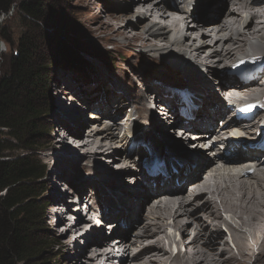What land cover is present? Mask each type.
Instances as JSON below:
<instances>
[{
	"label": "bare ground",
	"instance_id": "6f19581e",
	"mask_svg": "<svg viewBox=\"0 0 264 264\" xmlns=\"http://www.w3.org/2000/svg\"><path fill=\"white\" fill-rule=\"evenodd\" d=\"M125 1H127V5L124 8L121 5L123 3L116 4L123 11L125 9L131 11L134 8L135 16L132 18L121 15L109 17L110 19L102 27L106 42H113L116 50H122L123 45L124 47H134L140 43L141 47L150 49L147 53L156 52L158 57L163 53H171L173 57L197 54L195 58L202 60V65L214 70L213 77L220 85L216 83L218 86H214L211 81L207 85L206 81L203 84L204 88H201L202 85H199L200 80L195 71L182 73L181 76L157 74L154 76L155 80L152 79L154 84H151L150 81L137 84L128 79L127 82L132 83L136 89V94L130 103L125 99H128L129 92L123 95L125 98L105 93L104 101L101 104L90 106V109H101L103 112V114L97 112L96 115L90 113L89 119L95 121L93 125L81 122L79 114L70 113L67 116L75 126L72 127L71 122L65 120L63 122V125L67 127L65 136L58 133L54 137L48 138L45 149L57 151L58 156L60 153L59 161L64 162L62 165L66 166L65 170L79 167L84 159V162H87L86 170L90 172V175L96 177L94 182L91 181V190L95 193L91 192L90 196H87L88 193H84L86 191L84 190L86 186L84 181H79L77 184L66 183L68 190L65 191L64 196L60 197L56 196L57 193H52V205L48 208L50 211L48 219L50 222H54L56 218H59L54 225L55 231L66 230L67 232L63 236V239L67 237L66 243L59 242V254L63 257V264H116L120 252L124 253L122 256L124 261L121 264H129L131 256L138 252L136 250L139 246L143 248V252L140 255L137 254L138 256L131 262L139 261V257L140 259L144 257L143 264H264V158H262L264 149L248 148V145L255 144L253 141L257 140L260 124L264 123V54L245 53L244 55L246 47L255 45L259 48V45L264 43V0H232L230 2L201 0L197 5L198 7L203 5L204 9L207 8L208 1L214 2L216 6L221 5L218 7L220 11L225 5L223 9L228 10L226 17L228 20L220 23L209 18L216 10L215 7H210V10L206 9L203 18L201 15L200 17L194 16L191 21L188 16L189 0ZM87 4L89 6L96 5L94 0H87ZM172 12L179 18L172 16ZM149 20L150 23L146 24ZM119 22L125 24L119 25ZM209 23H212V26H209ZM171 34L173 35L170 36ZM116 37L121 38L124 44L122 45ZM160 40L166 41L167 44L158 45L155 43ZM209 48L215 50L218 57L217 64L211 61V56L203 58V55L209 53ZM262 50L264 51V47ZM231 61L233 62L230 67L226 68V63ZM221 64L226 65L221 68ZM256 68L259 71L251 78L244 76L240 79V75L237 74L240 70L255 71ZM186 70L188 69L186 68ZM141 74L145 73L142 72L140 75L134 73L132 78L139 80ZM228 75L237 79L227 77ZM157 78L164 86L168 85L170 91L164 90L160 83L156 85ZM186 87L188 89L185 91ZM213 87L219 91L218 96V93L214 94ZM79 89L81 88L78 87L76 91ZM113 91L115 94L119 93L116 90ZM189 91H192L201 102L194 106L186 102L184 95L180 96L181 100L177 98L179 92L189 94ZM70 93L69 90L60 92V94L72 97L73 101H77L75 100L76 96L70 95ZM256 93L259 96L252 99ZM172 94L176 99L165 101L181 107L178 110L177 118L176 114L172 113L175 123L166 120L167 115L162 113L161 119L164 122L155 121V126L151 130L145 127V123L148 125V122H151L156 115L155 113L159 112L158 110L165 112L164 107L160 108L161 100ZM200 96H203V99ZM244 102L248 120L243 122L232 120L234 109ZM102 105L108 108L104 109ZM130 109L136 111L139 119L134 132H132V125L137 120L132 117ZM111 110L115 112L112 113ZM123 111L125 117L119 124L117 120ZM147 118H150L151 121H147ZM215 119H218L216 123ZM107 121H111L113 124L107 123ZM179 125L185 126L180 128ZM168 128L176 131L181 139L188 135V138L194 141L190 145V149L183 147L186 143L182 141H174L175 143L170 144L171 146L165 145L163 140L167 139L165 134H168ZM128 129L131 130V134L128 133ZM119 131H121V135L123 134L121 137L117 135ZM231 133L239 139L232 144L224 141V137ZM208 134L211 135L210 139L205 137ZM210 140L215 142L209 147H203ZM232 145L236 148L232 154H241L239 160L227 159L221 150L222 148L225 151L230 150ZM199 146L202 148L196 150ZM63 147V151L66 153L62 156L59 149ZM140 151H142L141 154H137ZM182 151L185 152L184 155ZM211 153L215 155L209 159L208 156ZM51 155L47 157L53 158ZM107 156H110L111 161H118L116 166H118V174L122 178H130L128 172L131 170L132 164L135 167L133 169L140 166L136 171H139L140 177L145 178L144 187L148 186V188L142 187L141 180L139 181L138 175H136L135 179H130V184L134 185V188L128 187L127 189L132 191V197L143 198V203L138 201L136 205L132 204L123 191L121 192L123 197L121 198L119 193L118 200L105 198L104 188L100 186V182H105V168L109 169L107 163L110 160L105 159ZM119 156L123 158L118 159ZM133 156H137L134 159L135 163L132 160ZM259 156L260 159H258ZM143 158L161 161V165H155L154 170L147 173L142 169L145 161ZM58 162H54L53 165L61 166ZM249 162L253 164L247 165ZM215 163L217 166L218 163H224L225 166L214 168L211 164ZM97 166L102 168L101 172L95 170ZM236 166L241 167L238 174L235 173ZM221 172H228V174L222 175ZM113 176L115 177V175ZM113 176L110 178L113 179ZM54 179L53 174H47L44 189L55 184ZM154 180H158L159 182H157L160 183L155 190L151 186ZM212 181L215 182V185L212 184ZM221 181H227L229 184H224ZM235 181H239V183H235ZM190 182L193 184L189 186L191 189L186 193L187 198L185 199V197H181L180 193ZM97 184L101 188L97 187ZM136 185L141 186L140 194L136 193ZM154 185L156 186V184ZM83 193L86 195L88 201L86 204L89 208L86 218L85 220L80 219L76 224H69L73 216L71 214L73 208H82V204L78 205L69 199L73 196H78L81 199ZM97 197L104 199L96 201ZM187 200L188 202H186ZM125 203L128 205L126 208L124 207ZM220 205L224 211L221 210ZM119 206L121 212L118 210ZM138 206H140V211L137 210ZM96 208L102 210L103 215L108 217V226H114V231L111 236L108 235V238L101 231V229H105L103 224L99 228L96 225L92 226L94 221L92 213L96 212ZM147 210V218L150 220L148 222L143 214ZM222 211L232 215L239 221L240 228L249 230L250 234L229 225L223 218ZM198 213L207 216L211 223L209 225L213 224L211 229L209 226L207 227L208 223L204 224L201 221L202 215H198ZM136 217L140 218V222L135 220ZM149 217L154 218L150 219ZM126 219L133 222L134 228L139 223L145 224L144 227L137 229L138 235L133 241H129L128 234H126V231L130 232L132 229H127L129 225L124 222ZM170 221H173V228L181 234L182 238L178 243L169 239L167 233L169 230L167 231V229L170 226ZM193 225L197 226L196 230ZM224 225H227L232 233L240 257L230 249L231 246L222 229ZM81 231L86 233L83 234L85 238L81 237L85 241V243L83 241L85 248L78 251V246L75 248L70 239L73 234L72 240L82 236L75 234V232ZM133 232H131V236ZM205 233L207 234L204 235ZM114 235L118 238L111 239ZM167 240L169 243L166 245ZM67 242L69 243L67 244ZM174 245L178 249L176 255L168 252L166 248L168 246L171 250ZM256 248L260 250L258 255Z\"/></svg>",
	"mask_w": 264,
	"mask_h": 264
},
{
	"label": "rangeland",
	"instance_id": "374dc122",
	"mask_svg": "<svg viewBox=\"0 0 264 264\" xmlns=\"http://www.w3.org/2000/svg\"><path fill=\"white\" fill-rule=\"evenodd\" d=\"M22 1L23 0H16V4L13 7L11 13L7 16H2L0 18V77L4 76V74L8 71L10 60L14 54L18 53L20 40L24 36H27L28 40L32 43L34 47V60L38 62V65H44L45 63L49 61L52 64H54V66L52 67L53 68L52 74L48 78V83L36 84L35 88L32 91L33 98L31 99L37 111L39 110L41 112L42 110H44V108H46L47 110L49 109L50 111L48 114H43L42 118L39 120V123H40L39 126L42 128V130L39 131V137H38L39 145L37 147L38 151L36 152L33 151L35 154L34 159L39 164L44 165L46 169L44 179L39 187L40 190H42L41 194H43V196L36 201L38 206H40V209H42L41 211L42 220L40 222H42V225H46V227L39 230L38 233L40 235H38L35 240L38 241V244L39 243L46 244V253H45V259H44L45 261L42 264H63L64 263L63 257L61 254H59V250H60L59 242L60 243L63 242L64 244V242L67 240V237L63 239V236H65L67 232L66 230H63L62 232H60L59 230L57 232L55 231L56 227L54 225L59 220V218H56L54 222H50V219H48V217L50 216V211L48 210V208L50 205H52V193L53 192L57 193L56 196H60V197L64 196L65 191L68 190V188L66 187L67 185L66 183L71 182L72 184L73 183L77 184L79 181H84L86 185L84 187V190H86L84 191V193H88L87 196H90L89 194H91V192L95 193L93 190H91L92 189L91 181L94 182V178L96 177L95 175H90V172L86 170L87 162H84V159H83V163H81L79 167L75 169L68 168V170H65L64 168L66 166L62 165V163L64 162L59 161L60 153L58 156L57 151H54L52 149H47V148L45 149L48 138L50 137L52 138L54 137V135L58 133H61V136H65V133L67 132L66 131L67 127L63 125V122L65 120L66 121L69 120L67 116H69L70 113L79 114V120L81 122L84 121L87 125H93L95 121L89 119L90 111L91 112H102V111L101 109H96V110L90 109V106H97L101 104L104 101L105 93H108L109 95H112V96L120 95V97L125 98L123 95L126 92H129L128 99L127 98L125 99L127 100V102L130 103V101L133 100V96L136 94V89L134 88L132 83L127 82L128 79H130L131 82L133 83L136 82L137 84L138 82L142 83L143 81L144 82L150 81L151 84H154L152 83V81L155 80L154 76L157 74L163 73L162 75H166V76L168 75L181 76L185 73L195 71V73L198 75V78L200 80L199 85L205 84L206 81H207V85L210 84V81L213 82L214 86L216 85V83H218V85L220 84L213 77L214 70L212 68L210 69L208 66L202 65L203 61L195 58L197 54L191 53L187 57H183L180 55H175L173 57L171 53L169 54L163 53L162 55H159L158 57V54L156 52L147 53V51L148 50L150 51V49L141 47L140 43H137V45L134 47H126V46L124 47L123 45L124 41L121 38L116 37L117 40L123 45L122 50H116L115 44L113 42L112 43L106 42V36L103 33V29H102V27L105 26L106 21L112 18V16L121 15V16L128 17V18L129 17L132 18L135 16L134 12H136V10L134 11V8L131 11H128L127 9L123 11L118 6V4H116V3L121 2L123 4L121 3L120 4L122 5V8H124L127 5V1L125 0H121V1L120 0H94V3H96V5H93V6H89L87 4V0H53V5H54L53 7H57L59 10L60 9L61 10L59 13L56 12L52 16L62 15V17L64 18V22L66 24L64 25L63 31L59 32V35H56V36L58 37L60 36L62 39L64 38L74 39L76 41L75 44L76 45L79 44V47L83 49L82 53L85 52V54H82V56L85 59H89V62H90L89 64L90 68L87 70L72 69L71 67L67 68L64 66V63L58 58V55H57L58 54L57 52L58 42L52 40L49 34L47 33V31L40 32L38 30L34 31L33 29L27 28L28 23L26 22L27 23L26 24L24 22V18L22 17V14L18 13V6L20 5ZM223 1L230 2L232 0H223ZM207 4H208L206 8L207 10H210V7L216 8L212 16H209V18L215 20L217 23H220L226 19L228 20V18H226L228 10L223 9L225 5L221 8L222 11H220L218 7H220L221 5L216 6L214 2H209V1L207 2ZM47 8H48V4L45 5L46 10ZM206 9H204V7L202 6L198 11H196L195 17H200L201 15L203 18L206 14V11H207ZM201 11H202V14H201ZM173 14L174 13L172 12L171 14L172 16H177L176 14L174 15ZM188 16L190 17V20L192 21L194 16L193 17L191 15H188ZM151 22H152V19H151ZM149 23H150V20L146 24H149ZM118 24L123 25L125 23L119 22ZM209 24H210L209 26H212V23H209ZM3 35H6L7 37L11 39V45H7L1 40V36ZM172 35L173 34H171L170 36ZM129 36H131V34H129ZM155 43L158 45L167 44L166 41H161V40L155 41ZM263 44L264 43H261L259 46L263 48L264 47ZM260 47L257 48L255 45L254 46L250 45L249 47H246V51L244 52V55L245 53L250 54V55H253V54L263 55L264 51ZM209 49H210L209 53L207 52V54L203 55V58H207V57L209 58L211 56L212 57L211 61H214L215 64H217L216 61L218 60V57L214 52L215 50H213V48H209ZM101 53H109L112 60L107 63L99 61L96 57L98 56V54H101ZM233 61L227 62L226 68L230 67ZM226 64H223V65H226ZM223 65L222 64L220 65L221 68L223 67ZM186 68L188 70L185 71ZM142 72L145 74H141L142 76H140L139 80H134L132 78L134 73H137L138 75H140V73ZM228 72L230 73V71ZM230 76L228 75L227 77H230ZM230 78L237 79L236 77H230ZM157 80H156L157 82H155L156 85L160 83L164 90L170 91V87L168 85L164 86L159 80V78H157ZM122 84H123V87H120ZM170 84H173V83L170 82ZM124 85L126 87H124ZM78 87H80L81 89L76 91ZM116 87H118L119 89H115ZM64 90H69L71 92L70 95H75L79 101L81 100L84 101L85 105H80L78 101H73L74 99L70 97L69 95L60 94V92H64ZM113 90H116L119 93L121 92V94L119 93L115 94ZM132 92H133V95H132ZM214 94L215 95L217 94L218 96L219 92H214ZM257 96H259L258 93H256L252 97V99ZM166 98H168V96L165 97V99ZM102 106L104 107V109L108 108V107L106 108L104 105ZM158 111H159L158 112L159 114L155 113L156 115L154 116L152 121L150 120V118H147V121H151V122H148V125L145 123V127L146 126L153 127L155 125V121L158 120L157 117H162L161 111L160 110ZM114 112L115 111H112V113ZM129 112L130 113L132 112V117L137 120L136 122H133V125H132V132H134V130L137 129L139 119L137 118L136 111L134 109H130ZM100 114H103V112ZM124 117H125V112L123 111L122 115L118 117L117 123L119 122L122 123V119H124ZM159 121L163 122L164 120L160 119ZM216 121H218V119H215L214 122L216 123ZM109 122L113 124L111 121H107V123ZM123 122H125V120H123ZM70 125L72 127L75 126V124L72 122L70 123ZM179 126L181 128V127H184L185 125L184 126L179 125ZM43 129H45V131ZM130 131L131 130L128 129L129 134H131ZM253 133L254 131L252 132V134ZM117 135L121 137L123 134L121 135V131H119V134L117 132ZM165 137L167 139H164V142L166 143L165 145H168V146H171L170 144H174L176 141L177 142L182 141L186 143L185 146L183 147L189 148L190 145H192L194 142L193 140L188 138L189 137L188 135L186 137L182 136L183 139H181L177 135L176 131L174 132L172 128H170V130L168 128V134H165ZM14 145L15 143H13L12 146ZM63 150H64V147L62 149H59V152H62L61 153L62 156L66 153ZM141 152L142 151L137 152V154L139 153L141 154ZM184 153L185 152L182 151L183 155ZM24 155H28V153H23V151H17V150L10 151V152H7V156H12V158L8 157V158H5V160H9V159L12 160L16 157H21ZM48 155L53 156V158L47 157ZM121 157L122 156H119L117 158L120 159ZM135 157L137 156H133L132 160H134ZM208 157H211V155H209ZM260 158L261 157L259 156L258 159ZM262 158H264V156H262ZM61 159L63 160L64 158H61ZM105 159L110 160V156H107ZM143 160L145 159L143 158ZM54 162L60 163L61 166L55 165V164L53 165ZM108 162L109 163H107V166H109V169L105 168L106 180L105 182H100V186H103L104 188L103 191L105 193V198H109L111 200H118L119 195L121 198L123 197V194L121 193L123 191V193H126L128 200L132 204L135 203L134 205H136L138 201H140L139 203H143L144 202L143 198L139 199L136 197H132L133 195L132 191L127 189L128 187L134 188V185L130 184V179H135L136 175H138V178H139L138 180L139 181L141 180L140 184L142 185V187H144L146 183L145 178H143V176L140 177L139 171L138 172L136 171L138 170L137 168H139L140 166H138L136 169H133L134 164H132L131 166L132 171L129 170L128 172L130 178H122L121 175L118 174L119 173L117 169L118 166H116L118 161L110 160ZM101 163L105 164L103 161H101ZM133 163H135V160ZM136 165H138L137 162H136ZM211 166H213L214 168H217L216 163L211 164ZM101 169L102 168L100 166H97L95 170L96 171L99 170L101 172L102 171ZM47 174H51V175L53 174V177L55 178L54 179L55 184L50 185L49 188L47 189H44L45 179H46ZM116 174L118 175L116 176ZM221 174L227 175L228 172H221ZM113 175H115V177ZM112 176H113V179L110 178ZM111 180H113V182H111ZM157 181L158 180H154V183L153 182L151 183V186L154 187V190L160 184L158 183L159 181L158 182ZM221 182L224 184H229V182L227 181H221ZM235 183H239V181L238 182L235 181ZM154 184H156V186ZM191 184L193 183L191 182L188 183L186 188L180 193L181 197L183 198L185 197V199L187 198L186 193L191 189V187H189ZM212 184L215 185V182L213 183L212 181ZM100 186L99 184H97V187H100ZM146 188H148V186L144 187V189ZM135 190H136V193L138 192L140 194L142 191L141 186L136 185ZM84 193L81 195L83 200L82 198L79 199L78 196H73L71 199H69V201L77 203L78 205L82 204L83 206V203L87 202L86 197H85L86 195ZM205 193H208V192H205ZM117 195L118 197H116ZM103 199H104L103 197L101 198L97 197L95 200L101 201ZM186 202H188V200ZM124 207L126 208L128 207V205L125 203ZM74 208L72 210L73 212H71L72 215L75 212ZM118 210H120V206ZM137 210L140 211V206H138ZM221 210H223L222 207H221ZM223 211H222L223 218L229 225L233 226L234 228H236L237 230L241 232H247L250 234L249 230L240 228V223L238 220L233 218L232 215L227 214ZM147 213H148V210L145 213L143 212L146 222L150 221L147 218V215H148ZM198 215H202L201 221L204 224L208 223L207 227L209 226V229L213 227V224L209 225L210 222L207 219V216L203 215V213H198ZM80 216L81 218L82 217L84 218V216H82V213ZM149 218L152 219L154 217H149ZM135 220L137 222H140L139 217H136ZM124 222L126 223V225L127 223L129 225L127 229L132 228L130 232L126 231V234H128L129 241L130 240L133 241V239H135L136 236L138 235L137 234L138 232H136L138 231L137 229L144 227L145 225L144 223H139L138 226L134 228L133 222L130 219H126L124 220ZM25 223H26V218H25ZM142 224L143 226H141ZM169 225L167 229V231L168 230L169 231L167 233H168L169 239H171L170 241L173 240L175 243L180 242L182 237H181L180 232L176 230L175 228H173V221H170ZM193 228H195L194 230H196L197 226L193 225ZM222 229L229 241V244L231 246L230 249L236 256L240 257L239 251L234 243L233 235L229 231L227 225H224ZM107 230L108 229H101L103 234H105L106 237L108 238L111 235L107 234L106 232ZM132 231L134 232L132 233L133 235L131 236ZM75 234L82 235V236L73 238V240L75 239L73 241L72 240V236L74 237V234H73L71 235V239L70 238L69 239L72 241L75 248L78 246L77 248L78 251H82V249L85 248V245H84L85 241L82 240L83 238H85L83 234H86V233H83L81 231L79 233L75 232ZM206 234L207 233H205L204 235ZM116 238L118 237H114L113 239H116ZM68 243L69 242H67V244ZM167 243H169V240H167L165 244L167 245ZM166 248L168 252H171L174 255L178 252V249H176L175 245L172 247L171 249L172 251L168 248V246ZM142 250L143 248L139 246L138 249L136 250L138 252H135L133 256H131V259L129 260L130 261L129 264H143L144 263L142 262V259L144 257H141V259L139 257V261L131 262L133 258L137 257L143 252ZM259 251L260 250L256 248L257 255ZM123 255L124 253H121V252L118 254L119 258L116 264H121L124 261V258L122 257Z\"/></svg>",
	"mask_w": 264,
	"mask_h": 264
},
{
	"label": "trees",
	"instance_id": "16d2710c",
	"mask_svg": "<svg viewBox=\"0 0 264 264\" xmlns=\"http://www.w3.org/2000/svg\"><path fill=\"white\" fill-rule=\"evenodd\" d=\"M15 4L16 0H0V18L9 15ZM53 6V0H23L18 13L28 23L27 28L47 31L58 42L57 55L65 67L89 69V59L82 56L85 52L82 53L79 44L74 39L56 36L66 24L62 15L52 16L61 10ZM26 38H21L18 53L12 56L8 71L0 77V264H42L46 253V244L35 240L39 230L46 227L40 222L42 209L36 202L43 196L39 187L46 169L34 159V152L38 151L42 130L39 120L50 111L46 108L37 111L31 99L36 84L48 83L54 64L49 61L38 65L34 47ZM1 40L11 45L6 35ZM96 58L105 63L112 60L109 53L98 54ZM15 150L28 155L5 160L12 158L7 152Z\"/></svg>",
	"mask_w": 264,
	"mask_h": 264
}]
</instances>
